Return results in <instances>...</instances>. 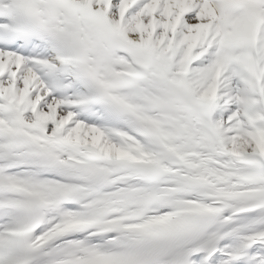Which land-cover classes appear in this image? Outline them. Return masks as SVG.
Returning <instances> with one entry per match:
<instances>
[{
    "label": "snow or ice",
    "instance_id": "6c2138e0",
    "mask_svg": "<svg viewBox=\"0 0 264 264\" xmlns=\"http://www.w3.org/2000/svg\"><path fill=\"white\" fill-rule=\"evenodd\" d=\"M0 264H264V0H0Z\"/></svg>",
    "mask_w": 264,
    "mask_h": 264
}]
</instances>
